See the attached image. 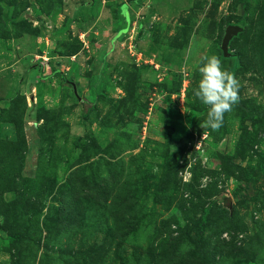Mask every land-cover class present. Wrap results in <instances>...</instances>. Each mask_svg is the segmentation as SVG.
Returning <instances> with one entry per match:
<instances>
[{"label":"rangeland","instance_id":"1","mask_svg":"<svg viewBox=\"0 0 264 264\" xmlns=\"http://www.w3.org/2000/svg\"><path fill=\"white\" fill-rule=\"evenodd\" d=\"M0 264H264V0H0Z\"/></svg>","mask_w":264,"mask_h":264},{"label":"clouds","instance_id":"2","mask_svg":"<svg viewBox=\"0 0 264 264\" xmlns=\"http://www.w3.org/2000/svg\"><path fill=\"white\" fill-rule=\"evenodd\" d=\"M197 70L200 79L194 94L208 106L207 117L200 126L216 130L221 127L224 114L238 102L239 81L215 55L206 57Z\"/></svg>","mask_w":264,"mask_h":264},{"label":"water","instance_id":"3","mask_svg":"<svg viewBox=\"0 0 264 264\" xmlns=\"http://www.w3.org/2000/svg\"><path fill=\"white\" fill-rule=\"evenodd\" d=\"M241 27L238 25H230L226 29V34L224 37V43L227 42L230 38H232L234 35L239 33L241 31Z\"/></svg>","mask_w":264,"mask_h":264}]
</instances>
